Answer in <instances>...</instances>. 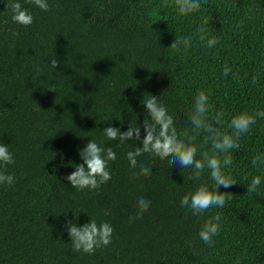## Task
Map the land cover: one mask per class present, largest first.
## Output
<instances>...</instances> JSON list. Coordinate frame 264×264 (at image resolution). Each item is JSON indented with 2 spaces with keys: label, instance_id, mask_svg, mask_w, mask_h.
Segmentation results:
<instances>
[{
  "label": "trees",
  "instance_id": "16d2710c",
  "mask_svg": "<svg viewBox=\"0 0 264 264\" xmlns=\"http://www.w3.org/2000/svg\"><path fill=\"white\" fill-rule=\"evenodd\" d=\"M19 2L32 14L29 26L13 23L9 0H0V141L15 160L0 169L15 177L0 185V264H264V166L252 165L264 155V118L230 150L232 164L222 165L236 182L219 189L230 199L200 215L180 199L199 184L211 189L209 169L194 183L192 168L151 153L130 168L126 154L140 142L103 133L109 124L121 132L137 124L143 138L142 102L158 96L178 136H196L199 159L211 154V142L187 119L198 91L208 95L210 121L224 114L228 134L232 116L264 111V0H201L186 15L174 0H47L50 11ZM200 27L215 47L199 40ZM185 37L190 46L171 47ZM91 139L116 153L111 179L78 190L64 177L83 163L78 150ZM140 165L151 175H134ZM253 176L261 184L249 194ZM141 196L151 201L142 216ZM216 213L221 229L209 247L199 230ZM90 219L111 225L112 242L92 255L74 252L66 220Z\"/></svg>",
  "mask_w": 264,
  "mask_h": 264
},
{
  "label": "clouds",
  "instance_id": "9594fccd",
  "mask_svg": "<svg viewBox=\"0 0 264 264\" xmlns=\"http://www.w3.org/2000/svg\"><path fill=\"white\" fill-rule=\"evenodd\" d=\"M27 3L35 5L42 11H50L47 0H27ZM174 3L182 15L201 7V0H174ZM7 7L10 9L13 23L21 26L32 24V14L22 6L19 0H9ZM197 32L199 33V40L202 43L206 42L208 48H213L218 43L215 38L206 35L207 29L205 27L198 28ZM181 44L185 47L190 46L191 38L175 39L171 47L179 49ZM49 63L52 68H55L59 61L53 57ZM230 71L231 69L225 65L223 75L227 76ZM252 83H256L255 77ZM49 91L54 90L49 89ZM142 105L147 116L142 124L143 138H141V125L129 124L127 130L121 132L118 127H112L109 124L103 129L107 140H118L120 143L132 140L140 142L141 146H137L133 151L126 154L129 166L133 169L137 167V157L143 153L154 154L161 160L170 157L169 164L171 166L177 165L181 169L192 168L193 171L188 179L194 183L200 181L201 173L205 168L209 169L213 181L211 189L207 185L199 184L194 190L181 197L180 206L189 208L193 215L203 214L213 207L223 208L230 196H228L229 192H221L219 189L221 187L230 188L236 182L222 171V165L227 167L232 164L233 158L229 154L230 150L240 148L238 141L241 135L249 132L250 127L256 123L257 117L264 118V111H257L254 114L242 112L232 116L229 121V128L232 131L231 134H228L221 130L224 114L217 112L210 121L208 117L210 111L208 95L203 90L198 91L194 98V109L187 115V119L197 134L203 133L206 142H211V154L209 151H204L197 159V148L194 146L196 136L185 134L183 139L178 136L174 119L163 103L158 101V96L150 95V98L143 101ZM221 154L223 155L222 161L220 159ZM78 155L83 163L75 165V170L64 177L73 188L94 190L111 179L108 162L116 159V153L111 147H101L91 139L83 148L78 150ZM14 163V157L8 150L7 144L0 141V169ZM252 165L253 167L264 166V155L254 156ZM151 172L149 167L140 165L139 172L134 173V175H151ZM14 183L15 177L13 175L0 170V185L12 186ZM260 184V177L253 176L247 187V192L249 194L256 192ZM150 204L149 199H145L143 196L139 197L137 201L138 215L142 216ZM130 219L133 218L130 217ZM222 219V216L216 213L211 218L206 219L199 230L200 240L209 247L215 243L213 237L219 234ZM65 228L70 237L72 250L89 255L94 254L98 248L108 246L112 242L114 231L109 223L97 224L94 219H90L82 226H77L75 222L66 220ZM236 264H240L239 259H237Z\"/></svg>",
  "mask_w": 264,
  "mask_h": 264
}]
</instances>
